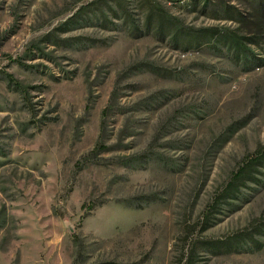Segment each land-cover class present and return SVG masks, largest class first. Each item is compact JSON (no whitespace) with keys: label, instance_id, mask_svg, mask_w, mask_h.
Listing matches in <instances>:
<instances>
[{"label":"rangeland","instance_id":"obj_1","mask_svg":"<svg viewBox=\"0 0 264 264\" xmlns=\"http://www.w3.org/2000/svg\"><path fill=\"white\" fill-rule=\"evenodd\" d=\"M0 264H264V0H0Z\"/></svg>","mask_w":264,"mask_h":264}]
</instances>
